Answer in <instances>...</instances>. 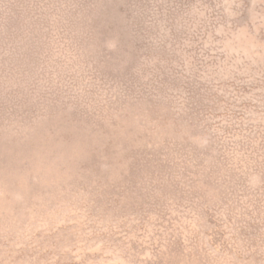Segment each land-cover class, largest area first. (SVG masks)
<instances>
[{
	"label": "rangeland",
	"instance_id": "rangeland-1",
	"mask_svg": "<svg viewBox=\"0 0 264 264\" xmlns=\"http://www.w3.org/2000/svg\"><path fill=\"white\" fill-rule=\"evenodd\" d=\"M0 264H264V0H0Z\"/></svg>",
	"mask_w": 264,
	"mask_h": 264
}]
</instances>
